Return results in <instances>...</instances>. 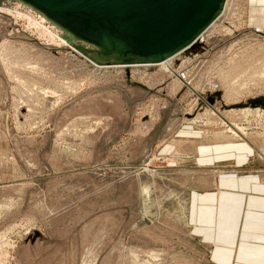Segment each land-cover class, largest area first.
Segmentation results:
<instances>
[{"label":"rangeland","instance_id":"374dc122","mask_svg":"<svg viewBox=\"0 0 264 264\" xmlns=\"http://www.w3.org/2000/svg\"><path fill=\"white\" fill-rule=\"evenodd\" d=\"M254 1L226 0L196 49L161 67L97 64L0 0V264H217L192 196L237 169L196 146H247L245 171L264 180Z\"/></svg>","mask_w":264,"mask_h":264},{"label":"water","instance_id":"95a60500","mask_svg":"<svg viewBox=\"0 0 264 264\" xmlns=\"http://www.w3.org/2000/svg\"><path fill=\"white\" fill-rule=\"evenodd\" d=\"M101 65L155 64L196 49L226 0H16ZM77 43L92 46L87 50ZM91 52V54H90ZM264 109V99L249 101ZM245 106V105H242Z\"/></svg>","mask_w":264,"mask_h":264},{"label":"crops","instance_id":"0c3cea01","mask_svg":"<svg viewBox=\"0 0 264 264\" xmlns=\"http://www.w3.org/2000/svg\"><path fill=\"white\" fill-rule=\"evenodd\" d=\"M250 4L248 25L264 27V0ZM200 146L196 151L203 155L201 161L212 164L216 160H235L237 169L222 174L213 191L192 196L191 219L204 241L213 245L212 260L217 264H264V180L245 171L251 159V154L245 152L249 147L234 150L225 146L213 152L208 146Z\"/></svg>","mask_w":264,"mask_h":264},{"label":"bare ground","instance_id":"6f19581e","mask_svg":"<svg viewBox=\"0 0 264 264\" xmlns=\"http://www.w3.org/2000/svg\"><path fill=\"white\" fill-rule=\"evenodd\" d=\"M19 15V14H18ZM218 20V19H217ZM216 25V24H215ZM213 27V26H212ZM255 33H257V31H259L258 33H260V34H262V35H264V31H262V32H260V30H258V29H254L253 30ZM51 34V33H50ZM208 34V30H206L204 33H202L201 34V36L199 37V39H198V41L200 42L201 41V38L202 37H204L205 35H207ZM53 37V36H52ZM174 56H176V55H174ZM174 56H172V57H170V58H168V59H166V60H164L163 62H160V63H155V64H159L161 67L162 66H166L167 64H169V62L170 61H168L167 62V60H171V59H173V57ZM172 65V64H171ZM99 69V68H98ZM106 70V69H105ZM167 70H168V67H167ZM172 72V71H171ZM179 78H181V80L182 79H184L185 78V75H180V77ZM261 106V105H260ZM255 112H257V114L258 115H260V118L262 117H264V115H263V113H264V111L263 112H259L260 110L259 109H257V110H254ZM259 113H261V114H259ZM210 114V113H209ZM206 116V115H205ZM259 117V116H258ZM231 125V124H230ZM229 125V126H230ZM229 131H230V133H232V134H234V135H237V134H239V135H241V136H244L245 134L241 131V129H239V128H237V127H231V128H229Z\"/></svg>","mask_w":264,"mask_h":264}]
</instances>
